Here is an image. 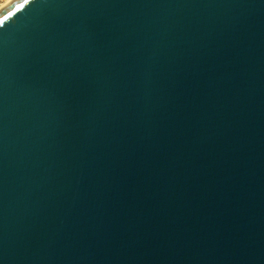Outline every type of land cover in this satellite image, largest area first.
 <instances>
[{
  "label": "water",
  "instance_id": "obj_1",
  "mask_svg": "<svg viewBox=\"0 0 264 264\" xmlns=\"http://www.w3.org/2000/svg\"><path fill=\"white\" fill-rule=\"evenodd\" d=\"M5 25L0 264H264V0H34Z\"/></svg>",
  "mask_w": 264,
  "mask_h": 264
},
{
  "label": "snow or ice",
  "instance_id": "obj_2",
  "mask_svg": "<svg viewBox=\"0 0 264 264\" xmlns=\"http://www.w3.org/2000/svg\"><path fill=\"white\" fill-rule=\"evenodd\" d=\"M33 2L34 0H22V2L18 3L12 11H8L6 15L0 18V32H2L6 27L5 21H8L9 17H12L14 12L24 9L26 5H29Z\"/></svg>",
  "mask_w": 264,
  "mask_h": 264
},
{
  "label": "bare ground",
  "instance_id": "obj_3",
  "mask_svg": "<svg viewBox=\"0 0 264 264\" xmlns=\"http://www.w3.org/2000/svg\"><path fill=\"white\" fill-rule=\"evenodd\" d=\"M13 0H3L1 3H0V10L2 8H4L5 6H7L10 2H12Z\"/></svg>",
  "mask_w": 264,
  "mask_h": 264
},
{
  "label": "rangeland",
  "instance_id": "obj_4",
  "mask_svg": "<svg viewBox=\"0 0 264 264\" xmlns=\"http://www.w3.org/2000/svg\"><path fill=\"white\" fill-rule=\"evenodd\" d=\"M3 0H0V3L2 2Z\"/></svg>",
  "mask_w": 264,
  "mask_h": 264
}]
</instances>
